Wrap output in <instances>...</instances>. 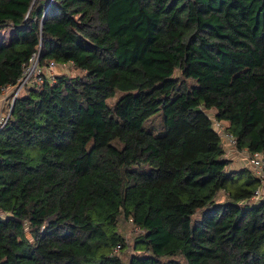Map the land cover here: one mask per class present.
I'll list each match as a JSON object with an SVG mask.
<instances>
[{"label":"trees","instance_id":"16d2710c","mask_svg":"<svg viewBox=\"0 0 264 264\" xmlns=\"http://www.w3.org/2000/svg\"><path fill=\"white\" fill-rule=\"evenodd\" d=\"M5 27L0 88L33 53L77 73L0 127V264H264L260 179L214 126L264 158V0H0Z\"/></svg>","mask_w":264,"mask_h":264},{"label":"built area","instance_id":"2783aa9c","mask_svg":"<svg viewBox=\"0 0 264 264\" xmlns=\"http://www.w3.org/2000/svg\"><path fill=\"white\" fill-rule=\"evenodd\" d=\"M57 64L53 61H50L47 65L42 67L38 62V54L33 53L28 61L24 63L22 67V73L17 78L14 84L3 85L0 88V93H7V96L10 95L8 100V111L3 115L0 113V127L6 122L9 111L12 106V102L16 95L27 85L33 83L43 82V74L48 76L50 81H54L55 66ZM214 126L223 134L225 141L234 145V138L227 132L224 131V126L221 122L214 121ZM241 152H244L245 160L248 162L253 173L259 177L260 186L257 187L254 194L262 193L261 190L264 189V158L263 155L259 152L250 153L246 148L242 149Z\"/></svg>","mask_w":264,"mask_h":264},{"label":"rangeland","instance_id":"374dc122","mask_svg":"<svg viewBox=\"0 0 264 264\" xmlns=\"http://www.w3.org/2000/svg\"><path fill=\"white\" fill-rule=\"evenodd\" d=\"M12 29L11 27H5L3 29H0V39L5 40L6 42L9 39L10 33ZM55 72L57 73H67L70 75H74L77 73V70L71 65V64H57L55 66ZM23 91V90H22ZM119 93L118 91L114 95V97H111L108 101L112 104L116 97H118ZM8 96L7 93H0V113H7L8 111ZM208 113H212V111H208ZM223 148H224V155L229 161L228 166L230 168H239L244 166H249L248 162L245 160L244 152H241L240 150L236 149L234 145L228 144L225 139H223ZM262 196L264 197V190H262ZM122 231L124 233V237L126 242H128V245L124 249L126 253L123 254V252H120V250L117 252L120 255H122V258L124 261H126L127 254L129 253V250L132 246L133 237L137 233V229L132 227L130 222H122L121 224Z\"/></svg>","mask_w":264,"mask_h":264}]
</instances>
